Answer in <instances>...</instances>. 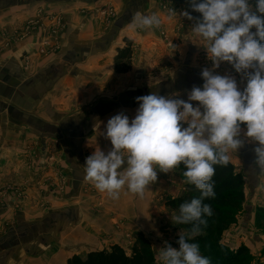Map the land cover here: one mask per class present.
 Returning a JSON list of instances; mask_svg holds the SVG:
<instances>
[{
  "label": "rangeland",
  "instance_id": "374dc122",
  "mask_svg": "<svg viewBox=\"0 0 264 264\" xmlns=\"http://www.w3.org/2000/svg\"><path fill=\"white\" fill-rule=\"evenodd\" d=\"M175 2L176 0H157V5L168 15V9H174ZM250 2L254 4L255 0ZM7 3L2 2L0 9V60L25 52L21 63L28 75L40 71L60 52L72 45L73 41L69 39L68 29H74L75 32L81 28V22L92 19L101 25L103 37L110 38L112 37L110 32L114 29L109 30L119 16L112 0H102L91 5H86L80 0H52V2L19 0L17 3ZM192 26L193 22L186 19L185 25L180 28L183 32L173 33L161 25L157 29L158 45L170 56L175 52L177 43L183 42L180 38L184 33L186 37L192 36L197 49H200L196 55V65L211 68L212 62L201 46L202 41L192 33ZM175 35L179 36V41ZM114 37L116 42L119 38L117 33ZM125 39L128 40L124 38L118 42L119 44L122 42V49L128 46ZM131 43L132 57L129 62L123 61L117 66L116 61L112 59L116 53L109 57V60L113 61L109 63L113 64L114 68L113 71L107 72L108 76L110 75L111 81L117 82L120 87L116 89L108 85L105 88L107 84L103 87L97 84L95 87L99 90L95 94V99L88 101L85 98L79 101L73 99L71 91L67 88L66 95L70 96L67 97L65 105L67 110L77 108L78 102L81 103V107L79 106L81 109L90 107L95 100L109 95L110 98H114L113 101L120 102V105L127 102L126 108L118 109L117 112L123 111L131 120L132 115L136 114L139 103L135 98L128 100L122 98L126 85L138 87L136 90L141 89V86L147 87L149 94L162 95L159 94L158 75L163 77V81L183 80L181 74H175L177 63L170 64L169 57L159 62L161 64L155 72L145 71V74L137 75L136 71L139 70L140 64L142 66L144 64H142L144 56H147L146 65L149 67L151 60L159 58L160 48L157 46L158 49H148L149 47L142 46L134 40ZM143 49L148 53H142ZM118 51L120 50L118 49L117 53ZM150 53L151 57H149ZM176 55L178 58L179 53ZM221 67L222 75L234 76L239 88L243 90L246 81L242 80L240 74H237L227 62L221 63ZM142 71L143 69L140 70L141 73ZM200 77L192 73L188 77L191 84L178 85L168 97L178 95L179 98L187 100V94L194 85L202 87L204 81L202 76ZM128 103L132 104L130 108L133 110L130 113L126 111L130 109ZM192 103L195 106L198 102ZM96 133L98 136L95 135V140H92L94 136L85 139L86 157L91 155L97 146L100 147L98 143L100 136L105 140L101 143L104 148H111L110 141L99 132ZM20 146L15 147L14 150L2 151L0 148V246L5 241L15 238L21 239L22 242L27 241L28 237H44L47 240V244L38 242L36 245H28L30 255L23 264H37L33 261L35 259H32L35 254L48 253L53 249L59 250L62 261L51 264H68L75 255L85 256L91 251L109 249L114 245H119L130 253L138 233L143 234L150 242L155 254V264H161L158 253L165 241L178 248L179 233L182 231L188 238L189 232L181 225H175L171 219V216L178 213L166 206L168 201L181 196L187 185L177 169L167 174L157 170V181L149 186L142 199L129 192L120 195L118 200H112L106 193L96 190L91 182L84 180V170L78 177L72 170L73 166L67 163L61 145L54 143L45 150L40 142L35 140L23 142ZM255 146L246 142L236 153L230 154V162L235 166L236 172L244 177L245 200L241 208L234 212L232 217L234 219L228 220L227 226L217 229L216 250L222 251V257L228 254L238 258L234 259V262L224 258L220 264H264V173H260L259 169H256L255 173L252 171L255 167L253 164ZM108 149H105V153ZM77 210L80 212L83 210L87 213L86 216L82 218ZM53 214L59 216L58 222L52 220ZM128 219L131 223H128ZM3 251L0 248V254ZM200 251L206 256L205 250L201 247Z\"/></svg>",
  "mask_w": 264,
  "mask_h": 264
},
{
  "label": "clouds",
  "instance_id": "9594fccd",
  "mask_svg": "<svg viewBox=\"0 0 264 264\" xmlns=\"http://www.w3.org/2000/svg\"><path fill=\"white\" fill-rule=\"evenodd\" d=\"M188 6L200 16L169 8L167 19L179 15L193 22L191 31L212 62L201 72L202 87L193 86L187 100L156 93L136 97L133 119L122 111L107 121L102 135L111 148L105 153L97 146L84 164V180L112 200L125 188L142 199L157 181V170L167 174L183 165L184 182L200 196L171 216L175 225L190 226L189 236L179 233L178 248L165 241L158 253L161 264H211L189 239L200 235L214 215L203 201L216 196V166L227 167L230 154L248 142L256 145L253 173H264V0H188ZM161 24L157 14L139 11L129 22L133 30ZM223 62L246 81L243 90L234 76L216 73Z\"/></svg>",
  "mask_w": 264,
  "mask_h": 264
},
{
  "label": "crops",
  "instance_id": "0c3cea01",
  "mask_svg": "<svg viewBox=\"0 0 264 264\" xmlns=\"http://www.w3.org/2000/svg\"><path fill=\"white\" fill-rule=\"evenodd\" d=\"M46 1L52 2V0ZM100 1L102 0H80V2H85L86 5L97 4ZM2 2L6 4H8L7 2L17 3L19 0H0V9ZM112 2L116 6L119 15L113 27L109 30L114 29L110 32L112 37H103L101 25L91 19V21L81 22V28H77L78 30L75 32H73L74 29H68L69 39L73 41L72 45L60 52L54 60L33 75L26 74L22 66L21 58L22 55L26 54L25 52L15 56H7L0 60V148L2 151L6 149L14 150L15 147H21L20 144L27 141H39L41 147L45 150L49 148V145L56 143L63 147L66 161L71 167L73 166L72 170L77 173L78 177L83 174L86 159L85 139L94 136L92 140H95L96 132L102 134L105 131L108 119L118 114L117 111L124 110L127 102L120 105V102L113 101L114 98H110L111 96L108 95L95 100V103L90 107L81 109V103L78 102L77 108L67 110L65 108L68 100L67 88L71 91L73 99L76 98L79 101V99L82 98L83 100L85 98L88 101L95 99V94L99 90L98 87H95L97 84L101 87L107 84L105 88L108 85H110V88L117 89L120 87L117 82L111 81L112 77L108 76L107 72L113 71L114 66L109 62L116 59L118 56L117 50H123L122 42L121 44L118 43L121 39L127 38L129 41H138L142 46L149 47L148 49L159 47L157 29L133 30L129 26V22L137 11L143 14H157L162 20L161 25L173 33L183 32L180 28H183L186 22V19L179 15L172 20H168L167 15L158 7L157 0H112ZM121 11L124 15L121 14ZM95 32L98 33L95 34ZM116 33L119 38L115 42L113 37ZM175 37L178 38L179 36L175 35ZM180 41L183 42L177 43L175 52L170 56L159 47L160 56L151 60L153 63L149 62V67L146 65L147 56H144L143 66L140 64L139 70L136 71L137 75L140 76L146 72H155L161 64L159 62L165 61L166 57H169L170 64L177 63L175 74H181L184 77L183 80L177 79L176 82H173L169 79L163 81V77L158 75L160 77V80H158L160 81L159 94L162 93L165 97L176 90L178 85L191 84L188 77L192 73L200 77L202 70L205 68L196 65L195 59L200 49H197L192 36L186 37L184 33ZM113 42L116 43L114 46L112 45ZM142 51V53H148L147 50L143 49ZM114 53H116L115 56ZM176 53H179L178 58ZM111 56L112 59L109 60ZM149 57H151V53ZM152 64L154 65L152 66ZM93 65H95V68H93ZM141 69H143L142 73L140 72ZM216 73L223 74L221 66L216 69ZM142 87L136 90L138 87L126 85V91L123 92L124 96L122 98L128 100L148 95L149 89ZM131 105V103H128L129 108ZM132 110L130 108L126 111L130 113ZM135 115H132V119ZM103 141L105 140L100 136L98 143L100 148L105 151L108 148H104L105 146L101 144ZM94 144L96 147V142ZM124 193H129L126 188L121 192V195ZM81 211L77 210L76 212H79L83 218L87 213ZM51 218L53 221L58 222L59 216L53 214ZM26 239L27 241L24 242L16 238L5 241L0 246L4 250L0 254V264H23L24 260L28 259L27 257L30 255L28 245H36L38 242L47 244L44 237H28ZM58 251L53 249L48 253H37L32 259H35L33 261H36L37 264L61 262L62 259Z\"/></svg>",
  "mask_w": 264,
  "mask_h": 264
},
{
  "label": "trees",
  "instance_id": "16d2710c",
  "mask_svg": "<svg viewBox=\"0 0 264 264\" xmlns=\"http://www.w3.org/2000/svg\"><path fill=\"white\" fill-rule=\"evenodd\" d=\"M174 9L179 13L187 9L193 16H200L193 12L188 6V0H176ZM128 46L118 51L115 61L120 66L123 61H130L131 41L126 40ZM181 174L185 170L183 165L177 169ZM215 181V198H206L203 203L210 204L214 215L207 218V226L203 227L200 235L189 240V242L198 243L205 250L206 256L210 257L211 264H220L223 259H230L234 262L235 258L226 254L222 257V251H217L216 237L219 227L227 226V221L232 218L234 212L241 208L245 200L244 195V177L236 172L235 166L230 162L227 167L216 166V174L213 177ZM200 193L194 185L187 184L183 195L172 199L166 203L167 208L177 212L179 206L184 202H190L193 198H198ZM189 232V225H181ZM216 261V262H215ZM155 254L150 242L143 234H136V240L130 253H127L121 246L114 245L109 249L101 251H91L85 256L75 255L68 264H155Z\"/></svg>",
  "mask_w": 264,
  "mask_h": 264
},
{
  "label": "water",
  "instance_id": "95a60500",
  "mask_svg": "<svg viewBox=\"0 0 264 264\" xmlns=\"http://www.w3.org/2000/svg\"><path fill=\"white\" fill-rule=\"evenodd\" d=\"M182 195H183V193H182Z\"/></svg>",
  "mask_w": 264,
  "mask_h": 264
}]
</instances>
